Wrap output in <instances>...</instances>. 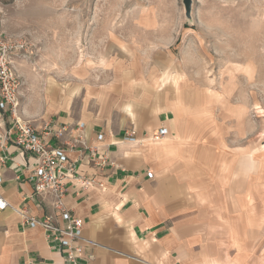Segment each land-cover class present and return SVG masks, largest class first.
Segmentation results:
<instances>
[{
    "label": "rangeland",
    "instance_id": "rangeland-1",
    "mask_svg": "<svg viewBox=\"0 0 264 264\" xmlns=\"http://www.w3.org/2000/svg\"><path fill=\"white\" fill-rule=\"evenodd\" d=\"M0 25L28 44L14 58L23 119L116 112L113 94L190 120L211 224L195 253L264 264V0H194L191 20L182 0H0Z\"/></svg>",
    "mask_w": 264,
    "mask_h": 264
},
{
    "label": "crops",
    "instance_id": "crops-1",
    "mask_svg": "<svg viewBox=\"0 0 264 264\" xmlns=\"http://www.w3.org/2000/svg\"><path fill=\"white\" fill-rule=\"evenodd\" d=\"M105 95L120 111L90 108L60 113L43 123L28 120L39 131L52 128L47 140L53 146L65 147L69 137H81L88 146L86 151H68L80 175L94 181L84 188L72 180L65 198L66 208L84 224L83 238L94 244L77 264H216L210 249L195 253L196 241L205 238L200 232L211 224L204 217L208 190L190 181V120L175 107L153 111ZM64 127L67 133L58 138ZM161 128L167 130L164 140L149 141ZM15 138L11 119L0 112V193L10 206L0 211V264H66L49 247L43 228L23 225L16 212L29 209L31 215L52 217L63 226L52 197L35 195L29 169L33 159L19 150ZM103 157L117 168L100 169L95 163Z\"/></svg>",
    "mask_w": 264,
    "mask_h": 264
},
{
    "label": "built area",
    "instance_id": "built-area-1",
    "mask_svg": "<svg viewBox=\"0 0 264 264\" xmlns=\"http://www.w3.org/2000/svg\"><path fill=\"white\" fill-rule=\"evenodd\" d=\"M27 48L28 44L25 40L7 36L0 25V112L7 114L11 119L12 130L16 134L15 144L19 150L33 159L29 169L32 172L35 195L52 197L54 211L62 218L63 226L56 225L52 217L33 216L29 209L16 210V212L21 216L23 225L32 229L43 228L49 247L60 252L66 264H77L87 256V250L92 249L94 244L83 238L84 224L66 208L65 198L68 184L72 183V180L80 182L84 188L92 186L94 181L89 182L80 175L76 164L69 159L68 151H74L78 147L86 151L88 146L81 137H69L64 143L65 147L53 146L47 140L53 132L51 127L47 125L39 131L31 122L22 119L19 96L21 78L16 70L14 58L26 52ZM67 131V127L62 128L57 132V137L63 138ZM166 135V128H161L149 141L160 143ZM127 139L135 142L132 136H128ZM95 164L100 169L108 166L117 168L116 164L107 157L100 158ZM148 176L152 178L153 174L148 172ZM9 207L7 200L0 193V211ZM87 258L92 257L89 255Z\"/></svg>",
    "mask_w": 264,
    "mask_h": 264
},
{
    "label": "water",
    "instance_id": "water-1",
    "mask_svg": "<svg viewBox=\"0 0 264 264\" xmlns=\"http://www.w3.org/2000/svg\"><path fill=\"white\" fill-rule=\"evenodd\" d=\"M182 3L184 6L186 18L188 20H191L194 0H182Z\"/></svg>",
    "mask_w": 264,
    "mask_h": 264
},
{
    "label": "bare ground",
    "instance_id": "bare-ground-1",
    "mask_svg": "<svg viewBox=\"0 0 264 264\" xmlns=\"http://www.w3.org/2000/svg\"><path fill=\"white\" fill-rule=\"evenodd\" d=\"M143 143V142H142Z\"/></svg>",
    "mask_w": 264,
    "mask_h": 264
}]
</instances>
